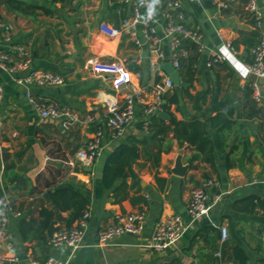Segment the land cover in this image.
Returning a JSON list of instances; mask_svg holds the SVG:
<instances>
[{"label":"crops","instance_id":"0c3cea01","mask_svg":"<svg viewBox=\"0 0 264 264\" xmlns=\"http://www.w3.org/2000/svg\"><path fill=\"white\" fill-rule=\"evenodd\" d=\"M150 2L164 60L150 52L140 25L139 44L126 32L111 38L99 30L102 21L117 27L127 24L134 6L144 12L141 0H0V21L14 26L12 42L29 49L33 67L64 77L57 86L31 85L30 92L83 120L92 117L87 123L63 129L59 120L40 116L25 97L24 87L0 70L4 88L0 101V219L4 210L9 233L1 250L19 257L10 264H38L48 255L66 259L67 264H264V77L257 79L262 98L256 102L251 87L255 77L242 66L252 60V49L260 42L261 32L247 0ZM170 2L179 4L175 12H182L186 28L196 33L195 38L187 37L186 51L183 49L180 57L178 87L169 84L168 75L160 69L161 63L169 61V39L163 24ZM255 2L264 4V0ZM227 43L235 49L230 60L211 61L215 54L225 52ZM92 60L123 63L131 83L143 88L147 101L152 100L155 85L162 86V103L167 109L159 112L168 117L157 112L145 118L137 106L133 122L121 134H113L106 126L102 94L115 93L120 98L129 86L115 88L110 75L92 69ZM174 94L178 101L170 102ZM213 100L231 104L236 121L220 136V142L216 129L205 123L212 140L213 163L188 143L179 145L174 133L168 131L163 144L169 148L161 151L157 163L139 145V156L131 164L134 176H127L118 191L104 188V161L117 145L130 138H144L149 134L148 124L159 119L169 123L173 115L188 121ZM209 114L215 115L216 110ZM96 127L104 133L102 151L86 162L77 152L93 138ZM178 156L187 166L184 175L173 172ZM207 178L217 181L206 189L210 208L192 219L187 211L191 190ZM121 182L119 179L116 184ZM59 187L77 190L88 200L83 247L73 252L67 246L50 247L49 237L23 240L19 233L22 220L38 221L42 207L53 208L45 192ZM248 197H253L256 206L240 209L236 202ZM134 211L145 214L139 234L118 236L106 246L96 244L98 229L112 224L115 215ZM59 214L54 225L66 227L63 219L70 211ZM172 214L185 220L187 230L174 245L151 249L156 222ZM222 225L227 228L224 240ZM235 249H240L238 256Z\"/></svg>","mask_w":264,"mask_h":264},{"label":"built area","instance_id":"2783aa9c","mask_svg":"<svg viewBox=\"0 0 264 264\" xmlns=\"http://www.w3.org/2000/svg\"><path fill=\"white\" fill-rule=\"evenodd\" d=\"M128 1V0H125ZM232 1V0H226ZM144 12L134 6L129 21L122 27L112 26L104 21L99 24V30L108 37L114 38L124 32L128 33L137 44V26H142V34L149 44V50L154 53L158 60H164L165 54L159 47L160 39L156 36L155 17L150 0H141ZM179 4L170 2L164 13L163 30L164 35L169 39L170 54L169 62L174 67L180 66V57L184 50L179 47L183 38H195L196 33L185 26V16L182 12H175ZM247 8L254 17L255 25L259 28L262 38L252 49V60L242 64L244 69L255 77L251 82L253 99L261 101L262 95L257 79L264 77V4L258 5L255 0H247ZM14 26L11 23L0 21V70L10 74L15 84L23 86L24 95L28 99L32 108L42 117L54 118L60 121L63 129H67L73 124L89 122L92 117L80 118L75 112L61 108L41 97L33 95L29 87L36 86H57L64 82V77L51 70L36 68L32 66L31 52L20 43L12 42ZM200 49V47H199ZM235 53L231 43L226 44L225 52L215 54L211 61L230 60ZM156 59V60H157ZM92 69L96 72L108 74L111 77L112 85L115 88L128 85L129 89L122 97L115 93L105 92L102 94V104L106 110V126L113 134H121L124 129L135 119L137 106H139L145 118H148L161 111L162 86L155 85L154 94L151 101H147L143 96V88L133 85L130 80V72L123 63L119 61H98L92 60ZM24 72L21 73V72ZM4 96V88L0 81V101ZM104 139L103 130L96 127L93 138L87 141L77 152L83 161L91 162L97 158L102 151ZM217 181L207 178L201 186L193 188L187 207L188 214L192 219L206 213L210 204L206 189L211 185H216ZM7 203H5L6 206ZM19 214V212H16ZM89 212L85 211L82 217L70 227H58L52 232L48 239V244L52 248L67 246L73 251L83 247L84 230L87 224ZM145 214L143 211L127 212L115 215V221L97 231L96 244L106 246L111 244L115 238L125 234L136 235L142 230ZM7 213L3 210L0 219V264H10L19 261V257L5 253L1 250V244L9 235L7 227ZM188 224L178 214H172L156 222L150 237L149 246L155 251L164 250L174 245L187 230ZM221 240L227 237L225 225L220 227ZM262 248L264 250V232L261 236ZM218 254V252H216ZM38 264H67L66 259L54 255H48L46 259Z\"/></svg>","mask_w":264,"mask_h":264},{"label":"trees","instance_id":"16d2710c","mask_svg":"<svg viewBox=\"0 0 264 264\" xmlns=\"http://www.w3.org/2000/svg\"><path fill=\"white\" fill-rule=\"evenodd\" d=\"M189 39L183 38L180 40L179 47L186 51V42ZM181 64V61H180ZM190 73V68H186ZM188 82L191 81L189 76ZM170 102H177L178 98L174 94L169 98ZM197 109L198 106H196ZM161 109L166 110L167 104L162 103ZM216 110L215 115H210L211 111ZM209 112V113H208ZM234 109L230 104L225 106L224 102H213L205 110L200 111V114L192 116L190 120H177L173 115L170 116L168 122L165 123L163 119H159L157 123L148 124L149 134L142 139L130 138L127 142L117 145L112 152L106 157L102 171V181L105 189L118 191L117 189L124 184L127 176H134L131 170V164L139 156V145L149 153L154 162L157 163L162 150H167L169 145L163 144L165 140L164 135L168 131H172L177 139L179 145L188 143L198 152L205 154V159L213 163L212 158V140L205 127L208 122L210 127L216 129L217 140L220 142V136L236 122L233 118ZM200 117L204 119L201 120ZM152 147L157 150L153 151ZM197 155L193 156V159ZM231 164L227 163V167ZM121 179V184L117 185V180ZM46 199L53 204L52 209L42 207L39 212L38 221L22 220L19 227V233L23 240L31 238H40L47 240L52 232L59 226H55V219L60 216V211H70V216L63 219L66 227H70L74 222L79 220L83 213L87 210L88 200L85 195L77 190L69 187H59L55 190H48L45 192ZM237 206L243 210H252L256 206L253 197L245 198L236 202ZM240 252V249H235V255ZM238 256V255H236Z\"/></svg>","mask_w":264,"mask_h":264},{"label":"water","instance_id":"95a60500","mask_svg":"<svg viewBox=\"0 0 264 264\" xmlns=\"http://www.w3.org/2000/svg\"><path fill=\"white\" fill-rule=\"evenodd\" d=\"M160 69H162L168 75V83L173 84L175 87H178L180 84V69H177L169 61H165L160 64ZM159 116L167 118L168 115L165 112H159ZM187 170V166L183 165L181 162V156H178L175 161V166L173 172L177 175H184Z\"/></svg>","mask_w":264,"mask_h":264}]
</instances>
